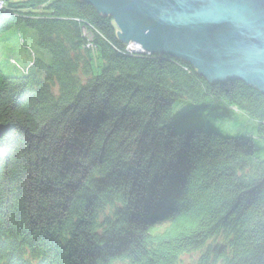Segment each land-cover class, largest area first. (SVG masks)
<instances>
[{"label":"trees","instance_id":"1","mask_svg":"<svg viewBox=\"0 0 264 264\" xmlns=\"http://www.w3.org/2000/svg\"><path fill=\"white\" fill-rule=\"evenodd\" d=\"M0 1L35 53L0 63V264H264V144L201 126L241 113L264 142L263 94L128 54L80 0Z\"/></svg>","mask_w":264,"mask_h":264},{"label":"water","instance_id":"2","mask_svg":"<svg viewBox=\"0 0 264 264\" xmlns=\"http://www.w3.org/2000/svg\"><path fill=\"white\" fill-rule=\"evenodd\" d=\"M109 17L133 53L174 57L208 83L264 95V0H80ZM0 124V139L10 133Z\"/></svg>","mask_w":264,"mask_h":264},{"label":"rangeland","instance_id":"3","mask_svg":"<svg viewBox=\"0 0 264 264\" xmlns=\"http://www.w3.org/2000/svg\"><path fill=\"white\" fill-rule=\"evenodd\" d=\"M2 3V1H0ZM2 8V7H1ZM0 8V10H1ZM21 30H17L16 34H17V38L14 41H8V42H2L1 39L3 37V35L0 37V63L2 65H4L5 68L9 67L11 70H20V71H25V69L30 65L31 60H30V54H31V58L35 56V53L30 51L27 52V50L25 49L26 44L31 45L33 44V37L31 35V33H26L24 35H22ZM6 45L11 46V47H15L12 48L11 51L14 54V56L18 59V61L11 56L9 58V63L13 66H15V68L13 66H9V64H7V60L6 58H8V51L6 50ZM132 50H135L132 46L130 45H126L125 47V51L128 52V54L133 55V54H137V53H133ZM140 55V54H137ZM13 58V59H12ZM4 63V64H3ZM25 64V65H24ZM24 65V67H23ZM54 92H56V88L53 89ZM187 112V109H183L178 113H175L176 115H174L173 117V121L174 122H183L184 126H188L191 124V122L187 120H183L185 114ZM235 118L236 120H229L226 122H231V124H225V122L222 121H217L213 122V123H202V122H197V124L199 125V123H202V128H206L209 130H212L222 136H226V137H247V138H251V140L255 143H260L262 146L264 144L263 141H260V139H258L257 136V132L255 129V124L256 122L248 119V117H246L245 115L241 114V113H236L235 114ZM262 159H264V156L261 157ZM120 238V237H119Z\"/></svg>","mask_w":264,"mask_h":264},{"label":"built area","instance_id":"4","mask_svg":"<svg viewBox=\"0 0 264 264\" xmlns=\"http://www.w3.org/2000/svg\"><path fill=\"white\" fill-rule=\"evenodd\" d=\"M2 7V3L0 2V8Z\"/></svg>","mask_w":264,"mask_h":264},{"label":"bare ground","instance_id":"5","mask_svg":"<svg viewBox=\"0 0 264 264\" xmlns=\"http://www.w3.org/2000/svg\"><path fill=\"white\" fill-rule=\"evenodd\" d=\"M134 49H136L134 46H132Z\"/></svg>","mask_w":264,"mask_h":264}]
</instances>
